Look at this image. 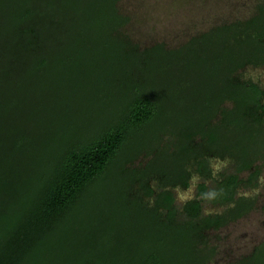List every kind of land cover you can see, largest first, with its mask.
I'll use <instances>...</instances> for the list:
<instances>
[{"label": "rangeland", "instance_id": "rangeland-1", "mask_svg": "<svg viewBox=\"0 0 264 264\" xmlns=\"http://www.w3.org/2000/svg\"><path fill=\"white\" fill-rule=\"evenodd\" d=\"M263 1L119 0L118 7L129 17L122 32L141 49L160 43L175 49L218 23L246 20ZM90 29L92 38L76 48V61L61 64L52 60L43 73L25 72L14 89H8L6 77L0 76V210L6 207L8 181L14 171L8 166L4 141L13 137L15 131L22 129L37 142L30 153L16 156L17 169L11 168L15 174L21 170L20 178L33 184L56 163L68 140L98 129L120 113L133 78H143L146 88L160 97L163 113L127 153L130 156L142 150L126 163V168L177 166L186 142L183 131L186 127H200L213 111L205 104L204 96L219 70L214 66L215 56L206 53L211 57L199 59L197 67L192 61L188 65L180 60L174 62V56V63L167 69H163L165 62L168 64L167 58L159 56L147 71L140 73L135 70L133 60L129 62L120 56L118 45L93 37ZM1 71L2 68L0 74ZM237 75L258 82L264 89V67L240 69ZM185 78L190 79L189 89L182 87ZM209 159L215 171L230 166L231 162L226 154L209 155ZM25 162L27 165L21 169ZM187 167L196 174L192 159L187 161ZM120 168L89 193L55 234V261L71 262L86 251V254L96 252L99 259H110L103 264H147L144 255L155 250L161 254V264H203L206 253L205 264H264V250L245 260L264 243V170L260 184L245 185L239 190L254 202V207L228 226L208 230L204 241L198 244L197 237L174 228L166 219L144 212L139 201H135L142 198L144 204L153 207L145 187L160 189L156 174L149 172L152 184H142L139 177L124 182ZM209 187L211 191L215 184ZM175 194L177 207L182 209L184 202L198 193L196 185L191 184L188 188L177 187ZM214 209L207 199L204 210ZM186 218L183 212L177 216L182 222Z\"/></svg>", "mask_w": 264, "mask_h": 264}, {"label": "trees", "instance_id": "trees-1", "mask_svg": "<svg viewBox=\"0 0 264 264\" xmlns=\"http://www.w3.org/2000/svg\"><path fill=\"white\" fill-rule=\"evenodd\" d=\"M118 1L0 0V69L9 73L4 75L1 71L0 76L6 77L7 88L14 89L15 82L25 72H45L52 60L61 64L76 61L78 46L86 45L92 38L88 33L90 28L93 37L96 35L106 43L118 45L120 56L129 62L133 60L135 70L140 73L147 71L159 56L167 58L168 64L163 65V69H167L177 60L186 65L192 61L197 67V61L211 57L206 55L210 53L216 57L214 66L219 70L213 76L204 101L213 111L200 127H186L183 131L186 142L181 148V165L198 154L202 155L204 147L199 149L202 144L217 153L234 156L238 160V170H246L257 160H263V164L255 165L252 179H257L264 170L263 95L256 83L248 84L237 74L246 55L256 64L264 63V3L256 15L245 21V25L238 20L224 27L211 28L175 49H168L163 43L141 49L122 32L129 17L120 11ZM174 56L176 59L173 60ZM130 83V92L120 113L98 129L68 140L56 163L33 184L20 178L21 170L15 174V169L11 168L17 169L16 156L27 155L37 142L22 129L4 141L8 166L14 171L8 181L6 207L0 210V264L110 262V259H99L96 252L86 254V251L71 262L55 261L53 244L55 234L64 222L113 170L121 167L124 182L133 181L149 171L148 168H126V163L142 150L130 156L127 153L138 138L154 127L163 113V104L154 91L146 88L143 78H133ZM189 85L190 79L185 78L182 87L189 89ZM16 102L13 101L15 105ZM226 102L228 106H224ZM158 136L160 138L161 134ZM26 165V162L22 163L21 169ZM237 178L234 175L231 182L235 183ZM236 185L222 184L220 187L224 193L214 197L221 202L230 200ZM152 191L151 187H145L148 195H152ZM204 191L202 187L201 192ZM174 200V196L168 193L160 203L167 210L148 206L142 198L135 201H139V207L148 214L161 219L169 217L171 226L197 237L198 244L204 241L208 230L219 227L214 221L206 224L198 202H194L192 208H186L184 222L178 221ZM253 207V201L245 200V214ZM262 250L264 243L245 260ZM143 259L147 264H161V254L155 250L148 251Z\"/></svg>", "mask_w": 264, "mask_h": 264}, {"label": "flooded vegetation", "instance_id": "flooded-vegetation-1", "mask_svg": "<svg viewBox=\"0 0 264 264\" xmlns=\"http://www.w3.org/2000/svg\"><path fill=\"white\" fill-rule=\"evenodd\" d=\"M262 3H264V1ZM262 3L259 4L258 9L254 15H256L259 12L260 5ZM254 15L250 16L246 20L250 19ZM238 20H241L242 23L245 25V21H246L245 18L238 19ZM233 22L234 21H226V22L218 23L212 28H216L218 26L224 27ZM251 66L260 68V67H264V63L260 65L256 64L255 62L250 61L249 56L246 55L245 61H243L241 70H244ZM233 75H236V73H233ZM245 82H247L248 84L252 82L256 83L258 87L261 89L262 95L264 97V89L258 82L254 80H245ZM263 97H262V100H263ZM227 104L228 103L226 102L224 106L229 105ZM203 147H204V150L201 151L203 154L202 155L198 154L194 158H192V161L194 162V165H195L196 174L190 168L187 167V162L185 165H181V160H180L179 164L175 167L160 168L157 166H154V167L148 166L149 168L148 167L147 168L149 169V171L146 174H141V177H139V179L141 180L142 184H152L151 181L149 180L150 179L149 172L156 174V176H158L159 178L157 180V183L161 184L160 189L156 190L155 188L151 187L153 191H152V195H149L152 198L153 208L158 207L159 210H167L166 208L161 206L160 203L163 202L165 196L168 193H171L175 199L174 205L176 206V209H177V216L180 212H183L187 216V213L185 211L186 208L190 209L192 208V204L194 202H198L201 206L202 214L204 218H206L205 220L206 224L214 221V225H217V223H219L218 225L219 227L212 228V229H219L224 226H228L234 220H237L245 216V200L247 201H251V200L247 199V197H245V195L240 193L239 190L242 187H244L245 184H260V178L263 172H261V174L259 175L257 179H252V177H253V174L256 172L255 165L260 164L261 162H263V160L261 159L257 160L255 165H253L251 168H248L246 170L245 169L238 170V163H237L238 160H236V158L232 156L231 154H228L225 152L217 153V151L210 150L209 148H207V146H204L202 144L199 145V149ZM225 154L230 157V161H231L230 166H227L220 171L219 170L215 171L210 163L209 155L216 157V156H223ZM245 172H248L247 176H243ZM234 175L238 176L235 183L231 182V179ZM191 184L196 185L198 194L195 197L189 198L188 200H186L184 202L183 208L178 209L177 196L175 194V189L179 186L188 188ZM209 184H215V187L212 188L211 191H210ZM222 184L224 185L225 184H238L235 187V192L232 198L226 202L218 201L216 200V197H214L217 194L224 193L223 192L224 190L220 187L222 186ZM202 187H204L205 189L204 192H201ZM207 199L211 200V203L214 204V207H216V209H214L213 211L204 210V202ZM165 219L170 220L169 217H166Z\"/></svg>", "mask_w": 264, "mask_h": 264}]
</instances>
